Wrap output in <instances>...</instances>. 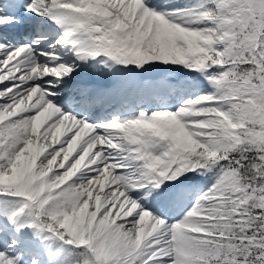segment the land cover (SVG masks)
Returning <instances> with one entry per match:
<instances>
[{
    "label": "snow or ice",
    "instance_id": "6c2138e0",
    "mask_svg": "<svg viewBox=\"0 0 264 264\" xmlns=\"http://www.w3.org/2000/svg\"><path fill=\"white\" fill-rule=\"evenodd\" d=\"M264 264V0H0V264Z\"/></svg>",
    "mask_w": 264,
    "mask_h": 264
},
{
    "label": "rangeland",
    "instance_id": "374dc122",
    "mask_svg": "<svg viewBox=\"0 0 264 264\" xmlns=\"http://www.w3.org/2000/svg\"><path fill=\"white\" fill-rule=\"evenodd\" d=\"M33 252H37V248L34 247L31 253H28V252L25 253L22 264H32V259L34 258V255H32ZM41 264H44L43 260H41Z\"/></svg>",
    "mask_w": 264,
    "mask_h": 264
},
{
    "label": "bare ground",
    "instance_id": "6f19581e",
    "mask_svg": "<svg viewBox=\"0 0 264 264\" xmlns=\"http://www.w3.org/2000/svg\"><path fill=\"white\" fill-rule=\"evenodd\" d=\"M36 252H33L32 255H35Z\"/></svg>",
    "mask_w": 264,
    "mask_h": 264
}]
</instances>
